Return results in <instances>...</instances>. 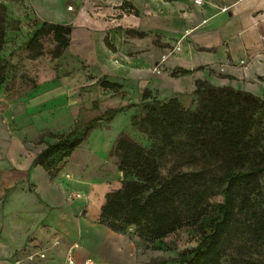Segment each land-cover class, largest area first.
<instances>
[{"label": "rangeland", "instance_id": "1", "mask_svg": "<svg viewBox=\"0 0 264 264\" xmlns=\"http://www.w3.org/2000/svg\"><path fill=\"white\" fill-rule=\"evenodd\" d=\"M50 1L51 4L43 5L40 10L43 16L61 18L69 14L68 5L73 7L72 0ZM93 6L95 8L87 9L89 17H93V11L101 12L94 17L104 22L112 15L119 17L121 12L132 14L122 31L102 30L110 57L99 56L94 48V35L86 26L75 29L74 40L71 42L70 36V46L59 57L52 55L55 42L51 34L39 38L36 49L41 54L35 55V50L24 45L40 25L33 19L29 0H0V173L17 167L19 161L71 129L94 117L105 116L108 109L122 107L109 122L93 128L70 157L59 164L64 172H70L67 167H71L79 180L100 178L111 182V171L118 168V155L112 147L121 133L145 148L151 146L145 133L130 124L133 115H141L144 90L150 92V98L175 97L189 109L197 105L194 89L198 80L249 91L264 98V33L247 26L243 37L252 45L257 41L260 48L236 57L230 51L229 37L209 49L196 42L192 49L189 39L194 40L193 29L185 26L181 19L153 20L150 14L136 10L128 2L117 6L99 0L93 2ZM229 11L224 5L223 18L216 23L209 21L205 30L227 28L231 20ZM178 68L188 69L190 73L172 74ZM102 76L119 83L121 88L117 91L102 88L98 83ZM258 182L252 194L256 207L264 206V172ZM66 192L68 197L79 195L74 190ZM240 218L243 220V216ZM126 231L141 242L145 263L175 257L177 251L195 245L194 236L179 231L166 238L173 241L167 248L151 249L144 247L145 242L134 226L126 227ZM240 232L232 231L221 263L264 264V238L257 240L249 233L242 238Z\"/></svg>", "mask_w": 264, "mask_h": 264}, {"label": "trees", "instance_id": "2", "mask_svg": "<svg viewBox=\"0 0 264 264\" xmlns=\"http://www.w3.org/2000/svg\"><path fill=\"white\" fill-rule=\"evenodd\" d=\"M71 32L69 24L42 21L24 45L39 55V38L51 34L52 55L59 57L69 46ZM176 73L190 70L178 68ZM98 83L112 91L121 88L105 77ZM194 93L197 105L189 109L175 97L150 98L144 90L141 115H133L130 124L145 133L151 146L121 133L112 147L121 186L106 194L101 222L118 232L134 226L144 247L151 249L167 248L173 241L166 238L179 231L195 237V245L175 257L145 264H222L232 231H242V238H264V206L256 207L252 199L264 172V98L207 80L196 81ZM121 109H108L105 116L57 137L33 164L52 173L93 128Z\"/></svg>", "mask_w": 264, "mask_h": 264}, {"label": "crops", "instance_id": "3", "mask_svg": "<svg viewBox=\"0 0 264 264\" xmlns=\"http://www.w3.org/2000/svg\"><path fill=\"white\" fill-rule=\"evenodd\" d=\"M95 1L99 0H72L73 7H66L69 14L56 18L40 13L43 5L51 4L50 0H29L36 21L71 25V42L75 29L86 26L94 35V48L99 56L106 57L109 50L103 43L105 32L102 30L122 31L132 14L121 12L119 17L112 15L106 22L94 17L101 12L93 11V17H89L87 9L95 8ZM106 1L117 6L128 2L136 10L150 14L153 20L181 19L185 26L193 29L194 40L189 39L192 49L196 42L209 49L229 37L230 51L238 57L247 50L260 48L257 41L252 45L243 37L247 26L264 33V0H202L201 4L193 0ZM224 5L230 9L229 25L207 32L209 21L216 23L223 18ZM42 149L19 161L17 167L0 173V264H67L68 258L77 264L84 260L93 264H144L146 255L138 238L129 231L112 230L101 222L105 196L120 188L121 171L118 168L111 171V182L100 178L79 180L71 167H67L70 172H64L59 165L49 173L33 164ZM68 190L78 191L79 195L68 197Z\"/></svg>", "mask_w": 264, "mask_h": 264}, {"label": "built area", "instance_id": "4", "mask_svg": "<svg viewBox=\"0 0 264 264\" xmlns=\"http://www.w3.org/2000/svg\"><path fill=\"white\" fill-rule=\"evenodd\" d=\"M193 1L195 4H201L202 3V0H193ZM68 9H71V8L69 7ZM67 264H77V263L73 262L72 259L68 258ZM79 264H93V262H91L90 260H84L82 263H79Z\"/></svg>", "mask_w": 264, "mask_h": 264}]
</instances>
